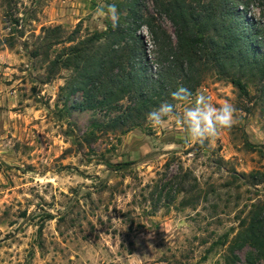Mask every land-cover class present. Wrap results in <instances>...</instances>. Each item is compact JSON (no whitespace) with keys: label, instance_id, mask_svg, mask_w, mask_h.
<instances>
[{"label":"rangeland","instance_id":"374dc122","mask_svg":"<svg viewBox=\"0 0 264 264\" xmlns=\"http://www.w3.org/2000/svg\"><path fill=\"white\" fill-rule=\"evenodd\" d=\"M139 2L174 35L155 0ZM128 3L0 0V264H224L241 220L264 214L256 83L242 96L215 70L205 72L193 97L236 109V125L215 143L190 141L174 121L154 129L146 120L115 135L93 126L113 114L80 109L83 92L63 89L73 71L48 79L46 48L33 56L43 27L104 31L111 20L96 9L115 4L125 16ZM248 16L264 23V8L256 3ZM140 33L151 53L150 32ZM237 254L238 264H264L251 245Z\"/></svg>","mask_w":264,"mask_h":264},{"label":"trees","instance_id":"16d2710c","mask_svg":"<svg viewBox=\"0 0 264 264\" xmlns=\"http://www.w3.org/2000/svg\"><path fill=\"white\" fill-rule=\"evenodd\" d=\"M256 3L264 8V0H155L173 35L144 13L139 0H129L117 28L107 22L104 31L81 35L79 26L67 34L62 25L43 27L42 45L32 54L37 57L46 48L48 79L73 71L74 82L63 89L83 92L80 109L113 114L107 123L95 122L97 130L125 134L142 126L162 103H180L172 98L178 88L193 95L208 70L229 80L242 96H249V85L256 83L257 100L264 101V23L248 16ZM143 26L151 35V53L140 33ZM125 99L129 104L122 106ZM240 226L224 264H238L237 250L246 244L264 259V214L253 211Z\"/></svg>","mask_w":264,"mask_h":264},{"label":"clouds","instance_id":"9594fccd","mask_svg":"<svg viewBox=\"0 0 264 264\" xmlns=\"http://www.w3.org/2000/svg\"><path fill=\"white\" fill-rule=\"evenodd\" d=\"M95 17L110 19L114 29L119 25L120 15L115 4L107 5L106 8L98 7ZM172 98L185 105L182 112L177 111L179 104L162 103L147 115V121L154 129L162 128L167 122L174 121L186 132L190 141L211 144L237 123L236 109L230 102L225 101L217 106L209 95L200 93L193 97L184 87L174 91Z\"/></svg>","mask_w":264,"mask_h":264}]
</instances>
